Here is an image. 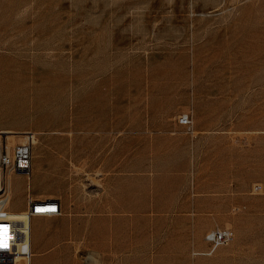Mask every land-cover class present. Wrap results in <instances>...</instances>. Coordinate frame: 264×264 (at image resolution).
<instances>
[{"label": "rangeland", "instance_id": "374dc122", "mask_svg": "<svg viewBox=\"0 0 264 264\" xmlns=\"http://www.w3.org/2000/svg\"><path fill=\"white\" fill-rule=\"evenodd\" d=\"M12 78L0 130L33 133L31 196L61 201L29 220L10 171L19 264H264V0H0Z\"/></svg>", "mask_w": 264, "mask_h": 264}, {"label": "built area", "instance_id": "2783aa9c", "mask_svg": "<svg viewBox=\"0 0 264 264\" xmlns=\"http://www.w3.org/2000/svg\"><path fill=\"white\" fill-rule=\"evenodd\" d=\"M178 123L189 129L191 119L188 114H181L178 116ZM32 148L33 135L31 133L22 142L16 143L11 153H8L4 147L0 150V226L4 227V231L0 232V264H19L21 259H29L32 254L29 227L19 228L14 221L7 217L9 206L3 180V174L7 168L26 178L25 211L29 220L38 215H55L61 210L59 200L34 198L30 194L27 179L31 172ZM259 188V185L253 186L254 191H258ZM206 237L215 247L229 243L232 239V231L228 228H216L210 231Z\"/></svg>", "mask_w": 264, "mask_h": 264}, {"label": "bare ground", "instance_id": "6f19581e", "mask_svg": "<svg viewBox=\"0 0 264 264\" xmlns=\"http://www.w3.org/2000/svg\"><path fill=\"white\" fill-rule=\"evenodd\" d=\"M4 82L3 81H0V96L2 95V91L3 90H6L8 87H10V86H12L14 84L15 79L14 78L10 79L8 81V83H4ZM13 132H16V131H12L11 129L0 130V133L1 134H6V137L4 139V143H3V140H2V135L0 134V150H1V148L3 149V147H4V149H6V151L8 153H11L12 152L13 146L16 144L15 143V137H14L15 135L13 134ZM20 133L24 137H26L28 134H31L30 132H27L26 133V131H21ZM20 133H19V135H20ZM32 135H33V133H32ZM18 140L20 142H22L24 139L23 138H19ZM33 143H34V136H33ZM31 157H32V155H31ZM56 158L53 157L52 155H50V159H51V169H54V172L55 173H59V172H62L61 171L62 168H61L60 162H58ZM43 164H44V161H42V163H41V168H43V166H42ZM36 167L37 166H35V168H32V164H31V172H30L29 177L27 179V184L29 185V191H30V188L32 186L33 180H35V182H36V180L38 179V176H39V172H38V170H37ZM9 169L10 168H7L4 171V174H3V180H4V183H5V191H6V194H7V204L9 206L8 216L7 217L9 218V220L14 221L19 228L20 227L21 228L29 227L30 232H31L32 231L31 222H29L27 220H24L23 217L22 216L20 217V215L17 213V210H13V209L10 208L11 203H10V185H9V182H10L9 181L10 174L9 173H10L11 170H9ZM3 228L4 227H1L0 226V232L1 231H4ZM24 230H26V229H24ZM22 261H23V259H21L20 262H22Z\"/></svg>", "mask_w": 264, "mask_h": 264}, {"label": "crops", "instance_id": "0c3cea01", "mask_svg": "<svg viewBox=\"0 0 264 264\" xmlns=\"http://www.w3.org/2000/svg\"><path fill=\"white\" fill-rule=\"evenodd\" d=\"M179 125H181V124H179ZM181 126H183V125H181ZM185 127V126H184ZM59 203H60V206H61V201L59 200ZM60 212H61V210H60ZM60 212L59 213H57V214H60ZM56 215V214H55ZM38 216H42V215H38ZM112 248H114V245H112L111 246ZM110 247V248H111ZM117 248H114V251L116 250ZM113 250V249H112Z\"/></svg>", "mask_w": 264, "mask_h": 264}]
</instances>
